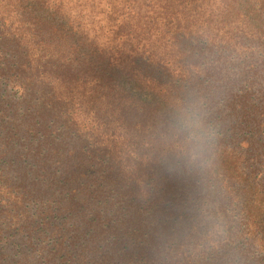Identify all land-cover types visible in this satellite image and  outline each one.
Masks as SVG:
<instances>
[{
    "label": "trees",
    "instance_id": "16d2710c",
    "mask_svg": "<svg viewBox=\"0 0 264 264\" xmlns=\"http://www.w3.org/2000/svg\"><path fill=\"white\" fill-rule=\"evenodd\" d=\"M0 1V264H264V0Z\"/></svg>",
    "mask_w": 264,
    "mask_h": 264
},
{
    "label": "rangeland",
    "instance_id": "374dc122",
    "mask_svg": "<svg viewBox=\"0 0 264 264\" xmlns=\"http://www.w3.org/2000/svg\"><path fill=\"white\" fill-rule=\"evenodd\" d=\"M52 2H58V3H63V7L64 9H68L71 11V13L73 14V16L77 19V20H81L83 14L87 13L88 9L90 8L91 4H86L87 1L86 0H51ZM145 1V0H144ZM147 1V0H146ZM140 2L142 3V0H140ZM57 3V4H58ZM154 3L153 0H149L148 2L144 3V8H142L143 11H145V9H147L148 4L152 5ZM1 4V1H0ZM3 5H0V14L1 17H4L7 21V24H13V28H16L18 23V19L17 16H15L14 11H10L8 8H4L2 7ZM103 39L102 41H105V35L102 34Z\"/></svg>",
    "mask_w": 264,
    "mask_h": 264
},
{
    "label": "clouds",
    "instance_id": "9594fccd",
    "mask_svg": "<svg viewBox=\"0 0 264 264\" xmlns=\"http://www.w3.org/2000/svg\"><path fill=\"white\" fill-rule=\"evenodd\" d=\"M186 130L188 131L189 140L191 141L193 145L192 150H191V155H192V158L195 159L197 152L199 150H202L201 149V137L203 136V132L198 131V124H197L195 117L191 119Z\"/></svg>",
    "mask_w": 264,
    "mask_h": 264
}]
</instances>
